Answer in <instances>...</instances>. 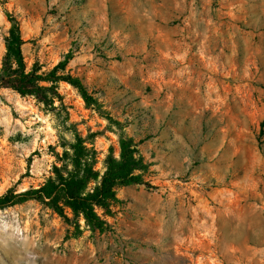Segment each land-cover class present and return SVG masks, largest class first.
I'll list each match as a JSON object with an SVG mask.
<instances>
[{
  "label": "rangeland",
  "instance_id": "rangeland-1",
  "mask_svg": "<svg viewBox=\"0 0 264 264\" xmlns=\"http://www.w3.org/2000/svg\"><path fill=\"white\" fill-rule=\"evenodd\" d=\"M11 16L28 67L68 58L105 112L68 82L48 105L0 88V195L43 184L64 139L104 170L114 120L155 186L78 236L43 202L0 209V264H264V0H0V66Z\"/></svg>",
  "mask_w": 264,
  "mask_h": 264
},
{
  "label": "trees",
  "instance_id": "trees-1",
  "mask_svg": "<svg viewBox=\"0 0 264 264\" xmlns=\"http://www.w3.org/2000/svg\"><path fill=\"white\" fill-rule=\"evenodd\" d=\"M11 26L5 37V53L0 66V88H12L21 96H33L39 102L52 104L61 97L59 83L68 82L82 95L87 106L104 113L102 104L94 97L78 76L65 72L69 59L60 61L49 71H41L34 63L28 67L19 22L11 16ZM111 120L112 117H109ZM120 128L119 154L111 147L105 158V169L96 168V152L83 144L78 138L75 143L64 139L62 165H55L53 175L38 187H30L20 192L9 189L0 195V209L37 200L45 203L65 221L74 226L76 236L82 233L80 220L92 231H108L111 224L107 217H114L113 206L118 202V189L129 185L154 187L145 178L151 163L139 152L137 142L128 136L121 123L114 120ZM70 210V214L67 210Z\"/></svg>",
  "mask_w": 264,
  "mask_h": 264
}]
</instances>
